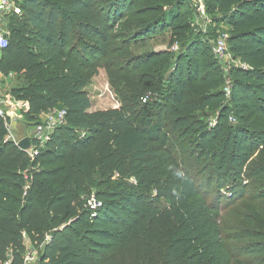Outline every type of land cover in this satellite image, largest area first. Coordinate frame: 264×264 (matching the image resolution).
Here are the masks:
<instances>
[{
	"label": "trees",
	"instance_id": "obj_1",
	"mask_svg": "<svg viewBox=\"0 0 264 264\" xmlns=\"http://www.w3.org/2000/svg\"><path fill=\"white\" fill-rule=\"evenodd\" d=\"M210 1L217 22L230 30L233 59L243 65L230 73L228 100L222 91L214 92L221 79L213 65L200 60L207 49L188 27L178 26L181 1L160 9L152 25L135 20L127 26L121 24L134 17L128 15L133 0H26L20 5L22 19L11 26L0 74L34 83L10 92L27 104V122L36 124L42 114L64 108L67 126L57 128L31 159L5 140L0 117V262L11 254L13 264H21L23 234L34 242L51 228L40 264H264V218L258 225L250 219L253 231L226 236L218 230L214 237L221 245L207 244V216L188 203L198 186L176 162L165 121L145 113L148 107L164 113L182 138L200 131L205 152H214L223 140V168L230 162L241 170L252 150L260 148L261 175L255 179L264 181V122L256 125L253 119L264 116V0ZM165 23L181 41L180 51L135 58L132 48L144 46L146 39L129 46L123 39L144 37ZM118 28L123 31L117 33ZM48 66L59 72L44 77ZM100 69L118 107L92 111L86 88ZM204 110L217 113L211 131L193 119ZM231 114L239 123L234 132L227 129ZM167 169L171 181L163 178ZM99 170L110 173L108 179ZM115 172L136 185L104 189ZM88 187L102 202L95 214L85 208Z\"/></svg>",
	"mask_w": 264,
	"mask_h": 264
},
{
	"label": "rangeland",
	"instance_id": "obj_2",
	"mask_svg": "<svg viewBox=\"0 0 264 264\" xmlns=\"http://www.w3.org/2000/svg\"><path fill=\"white\" fill-rule=\"evenodd\" d=\"M178 1H181L179 3H184L180 8L182 17L180 18L178 26L188 27L189 33H192L199 40L201 47L207 49V56L205 58L201 57L200 60L203 61L206 59L209 65H213V70L218 74V78L221 79L215 87L214 92L222 91L226 94L228 100L230 95V82L232 80L230 73L235 68H242L243 65L238 60L233 59L228 44L230 30L226 25L217 22L219 14L215 11L210 0H133L132 4H130L128 15L130 14L134 17H127L121 25L127 26L128 23L135 20L152 25L157 22L156 19L160 15V9L162 11L169 9L170 6L176 5ZM145 9H149L152 12H149L145 17L135 16L136 13H141ZM19 19H22V16L12 14L10 20H8L7 31L9 36L13 27L12 25H16L15 22L19 21ZM165 25L167 26L168 23H165L163 26L157 24L153 26L151 32L146 34V36L135 38L134 35H131L125 37L123 41L129 46L135 45V43L138 44L142 39H146L144 46L132 48L133 56L137 59H141L144 55L151 52L169 51L172 54H176L180 51L181 41L175 39L173 36L174 30H167ZM121 31H123L122 28L116 29L117 33H121ZM220 36L227 37L228 56L224 58L218 57L214 51L217 38ZM36 53H38L37 49ZM48 67V70L44 72V77H50L55 72H59L58 67L57 69L52 66ZM34 86V83L28 82L25 77L14 76L11 79L3 80L0 88L2 93H10L14 89L33 88ZM86 90L92 100V111L108 110L118 107V99L109 87L103 69L99 70L98 76L91 81ZM25 109V107L20 110L17 109V113L23 114L26 111ZM145 113L153 115L154 117L159 116L165 121L166 131L172 143L175 144L174 157L176 162L190 174L198 186V195L188 203L196 211L204 212L207 216L208 221L205 227L211 233L207 239V244L211 243L213 246L218 243L221 245L222 242L219 238L214 237L215 232L218 230H222L228 236L243 231H253L254 228L252 227L251 229L249 226L250 219L256 221L255 225L263 222L264 181L259 182L255 179V174L261 175L259 167L263 161L259 158L260 148L252 150L249 161L241 170L237 167L235 168L230 162L223 168L221 167L222 160H224L222 159L223 140L215 146L214 152H205L200 148V131L198 132L197 130L190 138H182V132L173 128L171 120L164 113H158L151 107H148ZM216 116V112L204 110L195 113L193 119L197 127L201 126L203 129L211 131L215 127ZM230 117L233 120L230 121L229 119L227 129L229 132H234L239 123L232 114ZM253 119H255L256 125L264 122L263 115H257ZM33 125V123L27 122L24 117L21 120H15L11 128L13 141L18 144L23 139L32 138ZM66 126L67 122L64 127ZM45 144L46 142L41 145V149L45 148ZM99 176L102 179H108L110 173H104V170H99ZM163 178L171 181L170 169L164 172ZM111 182L104 189L107 186L114 187L118 183H126L132 186L136 185L132 178L122 179L116 172L113 174ZM87 193L88 197L94 195V189L88 187ZM232 193L234 196L230 199V196L233 195ZM152 196H156L155 191H152ZM261 197L263 198L261 199ZM160 204L162 206L167 205L163 200H160ZM53 230L51 228L44 229L43 238H38L34 242L31 241L30 236H26V239H24L25 253L22 258H24L26 253L35 248L41 253L43 250L40 248L41 245L50 242ZM46 239H48V242H46ZM36 264L40 263L38 262Z\"/></svg>",
	"mask_w": 264,
	"mask_h": 264
},
{
	"label": "built area",
	"instance_id": "obj_3",
	"mask_svg": "<svg viewBox=\"0 0 264 264\" xmlns=\"http://www.w3.org/2000/svg\"><path fill=\"white\" fill-rule=\"evenodd\" d=\"M26 0H0V54L3 50L8 47L9 44V33L7 31V23L12 14L21 16L20 5ZM216 55L220 58L228 56L227 51V37L220 36L217 38L216 45L214 48ZM14 75L4 76L0 74V86L3 80L11 79ZM145 102V100L143 101ZM25 107L27 112L28 106L25 102L17 100L10 93H2L0 88V117L4 121V127L6 130L5 140L13 141V135L11 128L15 120L23 119V114L17 113L18 110ZM18 109V110H17ZM230 121L233 118H229ZM66 123V111L64 108H58L48 111L39 117V121L33 125L32 138L30 141V149L27 151L29 157L33 159L37 155V151L41 148V145L47 142L52 133L59 127L64 126ZM31 142L35 143L36 146L31 147ZM102 207V202L96 198L95 195L89 196L85 201V208L92 214H95ZM23 238L26 239V235L23 234ZM48 242V239H46ZM45 244L41 245L43 249ZM8 258L0 264H13V257L7 256ZM40 261V251L36 248L26 253L22 258L21 264H36Z\"/></svg>",
	"mask_w": 264,
	"mask_h": 264
},
{
	"label": "water",
	"instance_id": "obj_4",
	"mask_svg": "<svg viewBox=\"0 0 264 264\" xmlns=\"http://www.w3.org/2000/svg\"><path fill=\"white\" fill-rule=\"evenodd\" d=\"M18 147L23 151H28L30 149V141L29 139H23L18 143Z\"/></svg>",
	"mask_w": 264,
	"mask_h": 264
},
{
	"label": "clouds",
	"instance_id": "obj_5",
	"mask_svg": "<svg viewBox=\"0 0 264 264\" xmlns=\"http://www.w3.org/2000/svg\"><path fill=\"white\" fill-rule=\"evenodd\" d=\"M178 175H182L181 173H177Z\"/></svg>",
	"mask_w": 264,
	"mask_h": 264
}]
</instances>
